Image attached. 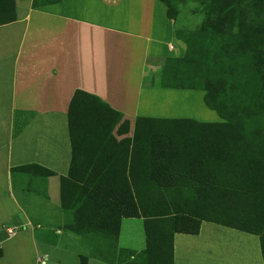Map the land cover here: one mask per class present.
I'll return each instance as SVG.
<instances>
[{
	"label": "crops",
	"instance_id": "0c3cea01",
	"mask_svg": "<svg viewBox=\"0 0 264 264\" xmlns=\"http://www.w3.org/2000/svg\"><path fill=\"white\" fill-rule=\"evenodd\" d=\"M25 6L14 21L0 24V264H138L146 249L144 218H121L115 240L78 233L72 201L62 204L61 178L81 184L64 190L68 197L106 193L98 181L124 172L133 194L155 193L161 188L151 174L153 135L171 133L182 159L244 154L245 137L205 105L204 88L168 84V68L184 57L186 45L161 0L36 7L27 0ZM148 73L156 75L148 81ZM76 90L121 114L108 135L96 136L89 125L99 117L86 113V133L73 143L68 110ZM124 138L130 139L126 158L117 150ZM28 164L53 175L11 177V168ZM29 179L31 187L19 185ZM19 186L28 191L27 202L15 198ZM25 205L38 216L31 218ZM173 264L264 260L258 235L202 221L198 234L173 235Z\"/></svg>",
	"mask_w": 264,
	"mask_h": 264
},
{
	"label": "trees",
	"instance_id": "16d2710c",
	"mask_svg": "<svg viewBox=\"0 0 264 264\" xmlns=\"http://www.w3.org/2000/svg\"><path fill=\"white\" fill-rule=\"evenodd\" d=\"M58 1L33 0V7ZM161 1L176 38L186 45L184 57L168 68V84L204 88L205 105L235 124L245 137L246 152L182 159L176 157L171 133L155 134L150 140V165L161 188L158 192L133 194L124 172L119 179L98 181L106 193L68 197L64 190L81 184L61 178L62 204L68 207L66 200L72 201L75 231L91 236L102 233L114 240L121 218L143 217L146 249L138 264H173V235L198 234L202 221L258 235L264 260V0ZM189 1L198 3L194 11L203 20L183 31L176 27V17L179 5ZM14 10V0H0V24L14 21ZM95 112L99 118L89 128L96 136L108 135L121 117L99 98L76 90L68 110L73 143L81 138L79 133H86V113ZM129 143L124 138L117 148L125 158ZM16 172L44 181L53 175L38 164L13 167L11 177Z\"/></svg>",
	"mask_w": 264,
	"mask_h": 264
},
{
	"label": "rangeland",
	"instance_id": "374dc122",
	"mask_svg": "<svg viewBox=\"0 0 264 264\" xmlns=\"http://www.w3.org/2000/svg\"><path fill=\"white\" fill-rule=\"evenodd\" d=\"M26 1L27 0H20L17 2V4H15V10H14V14L15 13H20L26 6ZM196 7H198V3L195 1H189L186 2L184 4L179 5V9H178V14L176 17V27L183 30V31H188V30H192L194 28H196L203 20V16L200 13H196L194 10L196 9ZM149 72H152V70H150ZM152 73H148L147 74V79L148 81H150V78L152 75H156V74H152ZM34 179L32 180H28V181H24V182H19V185H22V183H25V185H27L28 187H31L33 184ZM40 181V180H37ZM42 182V181H41ZM28 194V191L26 190L25 192L23 191V189H21V186H19V189L16 191L14 190V195L15 198H17L19 201L22 202V200H24ZM25 202H27V199L24 200ZM26 204V203H25ZM25 209L28 213V215L31 216V218L38 216V214H35L32 209V207L30 208L29 206L25 205ZM40 219L42 221V223H48L47 222V218L45 217L44 213H42L40 215ZM136 229H142L141 226H136ZM140 234H143L140 230ZM72 260V259H71Z\"/></svg>",
	"mask_w": 264,
	"mask_h": 264
},
{
	"label": "built area",
	"instance_id": "2783aa9c",
	"mask_svg": "<svg viewBox=\"0 0 264 264\" xmlns=\"http://www.w3.org/2000/svg\"><path fill=\"white\" fill-rule=\"evenodd\" d=\"M6 235H7L8 238H11L14 235L13 230H10V229L7 230Z\"/></svg>",
	"mask_w": 264,
	"mask_h": 264
}]
</instances>
